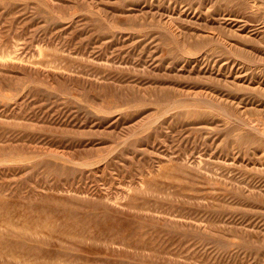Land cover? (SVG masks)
<instances>
[{
  "label": "rangeland",
  "instance_id": "rangeland-1",
  "mask_svg": "<svg viewBox=\"0 0 264 264\" xmlns=\"http://www.w3.org/2000/svg\"><path fill=\"white\" fill-rule=\"evenodd\" d=\"M264 0H0V264H264Z\"/></svg>",
  "mask_w": 264,
  "mask_h": 264
},
{
  "label": "bare ground",
  "instance_id": "bare-ground-1",
  "mask_svg": "<svg viewBox=\"0 0 264 264\" xmlns=\"http://www.w3.org/2000/svg\"><path fill=\"white\" fill-rule=\"evenodd\" d=\"M256 127H257L258 131H260V133L261 132L264 133V127L258 126L257 124H256Z\"/></svg>",
  "mask_w": 264,
  "mask_h": 264
}]
</instances>
